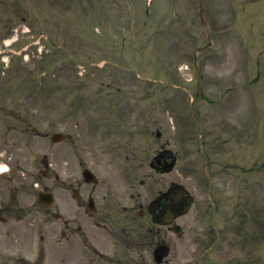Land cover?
I'll use <instances>...</instances> for the list:
<instances>
[{
    "label": "rangeland",
    "instance_id": "374dc122",
    "mask_svg": "<svg viewBox=\"0 0 264 264\" xmlns=\"http://www.w3.org/2000/svg\"><path fill=\"white\" fill-rule=\"evenodd\" d=\"M57 1L48 0L51 6L44 8L43 0H0V49L16 50L5 54L4 59L9 65L17 66L13 72L5 70V74L0 75V83L6 81L2 86L10 92L5 95L25 99L26 102L17 103L38 127L51 132H72L80 144V153L85 156L91 152L90 157L98 170H108L109 161L113 165L110 159L113 153L103 149V145L115 135L129 141V154L132 147L144 157H150L157 149V132H162L161 142H167L172 136L170 126L174 124L177 142L187 141L185 133L179 132L177 122L184 117L185 108L196 96L198 75L194 67V51L199 44L207 42L205 31L198 26L196 1L154 0V4L148 7L145 0H128L127 3L126 0H94L97 7L93 8V0H76L75 5V0H60L59 4ZM237 2L204 0L206 18L214 30V43L204 46L198 57L200 74L207 77L201 86V96H233L235 100L229 101L228 105L210 108L201 100L196 105L204 114L206 125H213L210 132H216L220 124L222 133L220 126L223 122L240 127L239 141L235 140V134L227 125L226 134L214 136L219 140L213 144L215 150L211 159L217 162L232 160L239 151L240 163L247 169L250 165L253 91L262 96L255 94L254 131L258 137L259 133L262 134L264 143V72L259 74L258 83L251 85L256 76L254 70L251 73L250 56L241 57L238 46L243 55L255 51L257 60V47L264 37L256 31L247 42L237 43L239 38L247 39L250 26V22L244 19L247 14H240V33L231 34L232 7ZM22 17L27 21L18 20ZM95 17L96 24L92 21ZM262 18L264 20V14ZM96 27L100 33L93 35ZM104 34L112 37L106 39ZM123 35H127L125 41L121 40ZM31 41L25 50V44ZM103 59L109 64L100 69ZM81 65L88 66L87 73ZM41 74L46 77L42 78ZM228 87L235 91L226 92ZM214 137L208 136L207 140ZM226 139H229L228 145L220 148ZM69 144L52 146L54 157L71 155L74 143ZM50 145L49 150L44 147L32 154L33 172L43 152L50 151ZM63 168L72 169V166L63 165ZM243 171L241 176H246L249 181L252 177ZM260 185L256 183L254 186L259 189ZM244 189L241 187L242 195L248 192L246 185ZM259 190L250 192L254 213L255 207L264 203ZM33 214L32 218L38 216L37 211ZM261 214H264V206ZM257 224L264 229V220L257 221ZM255 236L259 240L254 244L248 239V230L241 233L240 244L229 250V254L218 249L206 264H225L231 259L239 263L243 260L241 264H245L250 258H257L259 264H264V233L257 230ZM195 249L193 245L192 256Z\"/></svg>",
    "mask_w": 264,
    "mask_h": 264
},
{
    "label": "flooded vegetation",
    "instance_id": "af4514ba",
    "mask_svg": "<svg viewBox=\"0 0 264 264\" xmlns=\"http://www.w3.org/2000/svg\"><path fill=\"white\" fill-rule=\"evenodd\" d=\"M1 116V115H0ZM1 125V120H0ZM1 156L10 165L15 161L13 147L5 139L1 144ZM80 189L83 184L77 181ZM24 185L12 186L10 199L7 200L0 193V216L3 223L8 217L16 214L19 220L27 214L26 199L20 200V192ZM176 193L175 178L156 180V191L147 197L142 194L132 195L128 200L124 197H113L108 193L84 192L76 200V207L68 219L62 223L61 237L57 242L50 241L53 233L49 226V211L46 210L42 240V264H48L50 254L61 255L60 264H148L142 251L146 248H155L160 239L166 242L170 239V230H161L152 224V219L158 216L171 202ZM155 198V199H154ZM160 198L158 202L156 200ZM66 205L65 200L61 201ZM13 230V231H12ZM6 230L0 226V260L4 262L27 264L25 255L27 235L24 231ZM136 234L137 242L134 241ZM64 239V240H63ZM137 246V249H136ZM19 250L21 257L6 256L7 250ZM132 251L137 254L131 256ZM113 254V255H110ZM163 264H170L165 260Z\"/></svg>",
    "mask_w": 264,
    "mask_h": 264
}]
</instances>
